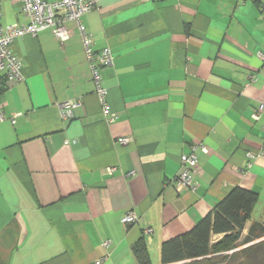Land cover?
Listing matches in <instances>:
<instances>
[{
	"label": "crops",
	"instance_id": "crops-1",
	"mask_svg": "<svg viewBox=\"0 0 264 264\" xmlns=\"http://www.w3.org/2000/svg\"><path fill=\"white\" fill-rule=\"evenodd\" d=\"M0 11L2 25L28 23L19 0ZM83 22L94 50L112 52L100 72L117 119L73 22L64 41L49 29L14 38L23 78L0 73V264H138L140 238L160 264L161 243L235 186L257 194L245 235L264 216V158L246 167L264 149V0H99ZM68 100L79 105L62 119ZM194 143L208 150L190 190L175 179ZM128 210L139 219L125 225Z\"/></svg>",
	"mask_w": 264,
	"mask_h": 264
},
{
	"label": "built area",
	"instance_id": "built-area-1",
	"mask_svg": "<svg viewBox=\"0 0 264 264\" xmlns=\"http://www.w3.org/2000/svg\"><path fill=\"white\" fill-rule=\"evenodd\" d=\"M22 12L28 17V23H11L2 25L0 22V73L3 74L7 82H18L22 80V60L11 50V43L14 38L30 33L36 35L38 31L49 29L55 38L64 41L70 37V30L67 28V22H73L81 39L84 55L89 63V71L94 83V90L97 93L101 103L102 110L109 122L117 119V113L111 112L106 103V88L102 83L101 69L113 64V55L108 46L99 50H94V38L89 33L83 22V15L94 8L99 0H19ZM1 18V11H0ZM264 60V53H259ZM79 105V102L68 100L60 105V114L62 119L72 116V108ZM263 107V106H262ZM260 106V108H262ZM4 116L0 113V120ZM13 122V120H12ZM131 140L130 136L119 138V142L127 143ZM70 141L65 140L68 144ZM207 147L202 143H194L188 153L180 155L181 170L176 176L175 182L178 186L195 190L198 181L195 179L198 168L197 151L207 152ZM249 161L246 167L250 166L251 160L264 158V149L256 152H248ZM114 167H106V174H111ZM139 216L132 210L126 211L120 221L122 224L129 225L138 221ZM153 229L146 227L143 234L149 237ZM111 245L109 240L103 241V247L108 250ZM108 254V253H107ZM106 254V256H107ZM102 259L98 260L99 263Z\"/></svg>",
	"mask_w": 264,
	"mask_h": 264
},
{
	"label": "trees",
	"instance_id": "trees-1",
	"mask_svg": "<svg viewBox=\"0 0 264 264\" xmlns=\"http://www.w3.org/2000/svg\"><path fill=\"white\" fill-rule=\"evenodd\" d=\"M256 199V192L232 187L192 228L161 243L160 264L200 259L211 264H264V216L242 234ZM213 234L222 236L212 241ZM238 242L243 247L234 252ZM132 251L138 264H151L142 238Z\"/></svg>",
	"mask_w": 264,
	"mask_h": 264
},
{
	"label": "rangeland",
	"instance_id": "rangeland-1",
	"mask_svg": "<svg viewBox=\"0 0 264 264\" xmlns=\"http://www.w3.org/2000/svg\"><path fill=\"white\" fill-rule=\"evenodd\" d=\"M262 239H264V237ZM258 240H260V239H258ZM241 247H243V245H241L240 242H238V247L235 248L233 251L235 252L238 249H240ZM197 261H198L197 263H193L191 260H185V261L176 262V263H173V264H211L210 262L206 261L205 259H200V260H197ZM152 262H156L154 264H157L156 258H154L152 260Z\"/></svg>",
	"mask_w": 264,
	"mask_h": 264
}]
</instances>
